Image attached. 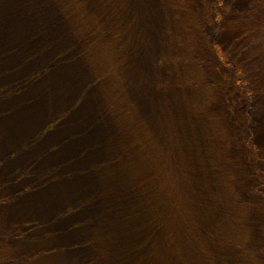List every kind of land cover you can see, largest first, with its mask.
Listing matches in <instances>:
<instances>
[{
    "label": "rangeland",
    "instance_id": "rangeland-1",
    "mask_svg": "<svg viewBox=\"0 0 264 264\" xmlns=\"http://www.w3.org/2000/svg\"><path fill=\"white\" fill-rule=\"evenodd\" d=\"M0 264H264V0H0Z\"/></svg>",
    "mask_w": 264,
    "mask_h": 264
},
{
    "label": "trees",
    "instance_id": "trees-1",
    "mask_svg": "<svg viewBox=\"0 0 264 264\" xmlns=\"http://www.w3.org/2000/svg\"><path fill=\"white\" fill-rule=\"evenodd\" d=\"M230 109H232V108H230ZM231 112H232V111H231ZM231 112H230V113H231ZM145 194H146V193H145ZM139 215H140V214H139V213H137V215H136V216H139Z\"/></svg>",
    "mask_w": 264,
    "mask_h": 264
}]
</instances>
